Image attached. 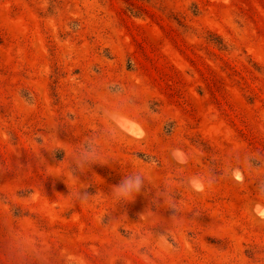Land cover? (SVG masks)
<instances>
[{
  "label": "rangeland",
  "instance_id": "374dc122",
  "mask_svg": "<svg viewBox=\"0 0 264 264\" xmlns=\"http://www.w3.org/2000/svg\"><path fill=\"white\" fill-rule=\"evenodd\" d=\"M244 243L264 245V0H0V264H264Z\"/></svg>",
  "mask_w": 264,
  "mask_h": 264
},
{
  "label": "clouds",
  "instance_id": "9594fccd",
  "mask_svg": "<svg viewBox=\"0 0 264 264\" xmlns=\"http://www.w3.org/2000/svg\"><path fill=\"white\" fill-rule=\"evenodd\" d=\"M112 95L123 96V92L118 85L109 86ZM131 103V99L127 100ZM101 115L109 123L115 124V122L123 118L122 112L119 108H101ZM96 135L88 137L80 145L79 149L75 153V158L73 161V167L80 171L87 169L97 157V147H96ZM211 181L209 180V183ZM145 183L144 177L140 173H129L124 175L120 183L111 189V196L118 203L127 202L132 200L141 190L143 184ZM80 195V194H79ZM82 199H86L87 195H80ZM156 239L159 240L163 245H167V235L163 234L155 235Z\"/></svg>",
  "mask_w": 264,
  "mask_h": 264
},
{
  "label": "trees",
  "instance_id": "16d2710c",
  "mask_svg": "<svg viewBox=\"0 0 264 264\" xmlns=\"http://www.w3.org/2000/svg\"><path fill=\"white\" fill-rule=\"evenodd\" d=\"M145 2V1H144ZM146 4H148L147 2H145ZM69 18V17H68ZM69 20H73V19H70ZM71 29V28H70ZM214 43L216 44H219L217 41H215ZM51 44V43H50ZM244 55V54H243ZM251 67H253L254 69H256L255 65L254 64H250ZM22 98H26L24 95H21ZM26 100V99H25ZM129 115V114H128ZM171 124L170 123H165L164 124V127H163V131L166 130V132L168 131L167 128L170 127ZM165 132V131H164ZM165 132V133H166ZM170 132V131H169ZM150 137V135L148 136ZM52 156L54 157V159L58 162L62 161L63 160V152L61 149H59L58 147H53L52 148ZM139 158L143 159V154H138L137 155ZM167 213V211H166ZM168 215H170L169 213H167ZM15 216H22V215H18L17 213H14ZM245 220H242L240 222V225H245ZM187 234V238H188V241L190 242V237L191 238H195L197 237V233L195 235H190V233H186ZM167 235V243L176 251V248L178 245L181 244V242H179L178 240L181 241V239L176 235H172L171 231L170 233H166ZM203 239L207 240L206 237H204ZM250 246V245H248ZM183 252V251H182ZM243 254L244 256L252 261V262H255V263H258V262H264V245L262 244H256L254 245L250 250L247 249V246H245V243L243 244ZM66 263V262H65Z\"/></svg>",
  "mask_w": 264,
  "mask_h": 264
}]
</instances>
